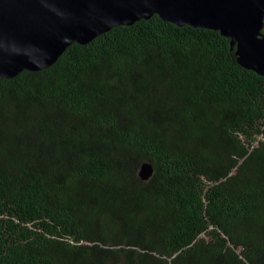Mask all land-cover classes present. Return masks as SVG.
<instances>
[{"label":"trees","instance_id":"16d2710c","mask_svg":"<svg viewBox=\"0 0 264 264\" xmlns=\"http://www.w3.org/2000/svg\"><path fill=\"white\" fill-rule=\"evenodd\" d=\"M0 264H264V75L153 14L0 77Z\"/></svg>","mask_w":264,"mask_h":264},{"label":"water","instance_id":"95a60500","mask_svg":"<svg viewBox=\"0 0 264 264\" xmlns=\"http://www.w3.org/2000/svg\"><path fill=\"white\" fill-rule=\"evenodd\" d=\"M153 14L219 30L239 63L264 75V0H0V77L43 69L72 42ZM138 173L147 179L152 165Z\"/></svg>","mask_w":264,"mask_h":264}]
</instances>
